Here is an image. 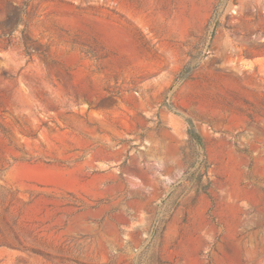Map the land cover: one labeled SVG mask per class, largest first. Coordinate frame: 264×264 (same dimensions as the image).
Wrapping results in <instances>:
<instances>
[{"label": "rangeland", "instance_id": "obj_1", "mask_svg": "<svg viewBox=\"0 0 264 264\" xmlns=\"http://www.w3.org/2000/svg\"><path fill=\"white\" fill-rule=\"evenodd\" d=\"M0 264H264V0H0Z\"/></svg>", "mask_w": 264, "mask_h": 264}, {"label": "trees", "instance_id": "obj_2", "mask_svg": "<svg viewBox=\"0 0 264 264\" xmlns=\"http://www.w3.org/2000/svg\"><path fill=\"white\" fill-rule=\"evenodd\" d=\"M189 136H190L191 138H194V139L197 140L198 142H199V140H200V139H198L197 137H195L191 132H189Z\"/></svg>", "mask_w": 264, "mask_h": 264}]
</instances>
